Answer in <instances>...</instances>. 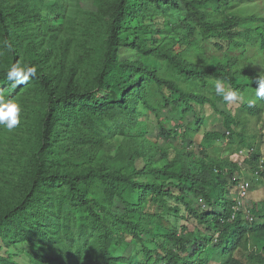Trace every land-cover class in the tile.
I'll list each match as a JSON object with an SVG mask.
<instances>
[{
  "label": "trees",
  "instance_id": "16d2710c",
  "mask_svg": "<svg viewBox=\"0 0 264 264\" xmlns=\"http://www.w3.org/2000/svg\"><path fill=\"white\" fill-rule=\"evenodd\" d=\"M259 75L264 0H0V264H264Z\"/></svg>",
  "mask_w": 264,
  "mask_h": 264
},
{
  "label": "clouds",
  "instance_id": "9594fccd",
  "mask_svg": "<svg viewBox=\"0 0 264 264\" xmlns=\"http://www.w3.org/2000/svg\"><path fill=\"white\" fill-rule=\"evenodd\" d=\"M36 67L35 66H28L24 64L23 66L19 63H15L11 66V68L7 71V80L13 82V87H16L20 84H26L30 77L36 75ZM258 87L256 88L255 95L259 98H264V75H259L258 80ZM215 92L218 96L222 97V99L227 102L231 103L238 98V94L236 91L228 88L225 83L221 80L215 81ZM20 106L13 100L5 101L3 96H0V125H3L7 130H12L20 124ZM263 160L260 163V169H263ZM254 178L257 180L261 179L260 177V170H258L254 174ZM248 183V195L245 199H240V192H238L237 196V203L235 208L236 213L242 209L245 211L246 218L249 222L254 221V216L251 213L250 207L248 206V199L250 198L251 189V182L247 180L242 184ZM241 188V187H240ZM239 188V191H240ZM240 199V203L238 201ZM250 203V202H249ZM235 213V215H236ZM233 216V219L235 218Z\"/></svg>",
  "mask_w": 264,
  "mask_h": 264
},
{
  "label": "rangeland",
  "instance_id": "374dc122",
  "mask_svg": "<svg viewBox=\"0 0 264 264\" xmlns=\"http://www.w3.org/2000/svg\"><path fill=\"white\" fill-rule=\"evenodd\" d=\"M218 107L222 112H229V110H231L232 112L235 109V101L231 102V103H227L225 102L222 97L220 98V102L218 103ZM211 113H213V111H208L207 114L208 116H212ZM212 122V126H210V128L212 129H216V130H222V124L220 121H218L217 117H210ZM222 145V144H220ZM222 147H226L225 145H222ZM262 148L264 150V144L262 145ZM231 158L233 160H235L236 162L242 163L244 162V158L240 157V155L235 154L232 155ZM243 165V163H242ZM252 175H249V180L251 181V185H252V192H250L249 195V199H251L252 201H254L255 199H261V197L264 195V181L262 179L257 180L256 178H254L252 180ZM255 198V199H254ZM248 199V206L251 207L252 201L250 202V200ZM250 202V203H249ZM13 252V251H12ZM221 251H216L214 254V258H212V261L210 264H223L226 261V258L222 256ZM18 258V257H17ZM20 264H30L29 263V259L26 258L25 256L21 255L20 258H18Z\"/></svg>",
  "mask_w": 264,
  "mask_h": 264
},
{
  "label": "built area",
  "instance_id": "2783aa9c",
  "mask_svg": "<svg viewBox=\"0 0 264 264\" xmlns=\"http://www.w3.org/2000/svg\"><path fill=\"white\" fill-rule=\"evenodd\" d=\"M248 188H249V185L248 183H244L241 185V188H240V199H245L248 195ZM240 199H238L239 203H240Z\"/></svg>",
  "mask_w": 264,
  "mask_h": 264
}]
</instances>
